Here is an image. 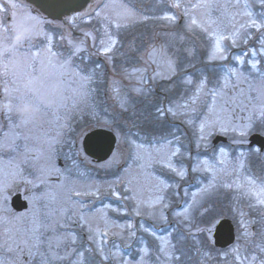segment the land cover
<instances>
[{"label": "rangeland", "instance_id": "1", "mask_svg": "<svg viewBox=\"0 0 264 264\" xmlns=\"http://www.w3.org/2000/svg\"><path fill=\"white\" fill-rule=\"evenodd\" d=\"M6 1L0 264H261L264 151L248 148L264 134L259 0L255 15L244 0H91L63 19ZM95 127L118 139L99 163L82 147ZM222 217L237 231L226 250Z\"/></svg>", "mask_w": 264, "mask_h": 264}, {"label": "water", "instance_id": "2", "mask_svg": "<svg viewBox=\"0 0 264 264\" xmlns=\"http://www.w3.org/2000/svg\"><path fill=\"white\" fill-rule=\"evenodd\" d=\"M36 5L43 13L53 19H62L65 15L83 9L89 0H28ZM227 138L217 135L213 142L226 141ZM250 145H258L264 149V135L254 132L249 137ZM116 142L115 134L108 129L96 128L88 132L83 139L85 152L97 161L105 160L112 153ZM12 206L17 210L27 207V201L17 193L12 197ZM215 243L219 246H226L235 238L234 226L230 219H222L216 226L214 233Z\"/></svg>", "mask_w": 264, "mask_h": 264}, {"label": "flooded vegetation", "instance_id": "3", "mask_svg": "<svg viewBox=\"0 0 264 264\" xmlns=\"http://www.w3.org/2000/svg\"><path fill=\"white\" fill-rule=\"evenodd\" d=\"M16 1L18 2V0H16ZM2 3L3 4L6 3V5H7L6 0H0V6L2 5ZM263 223L264 222L259 221V219L256 220V222L251 223V224H253L252 230L254 231V234L256 235V243L258 244V242H261L260 249H259V251L261 253L260 256L264 255V244L262 243V242H264V235L260 234L261 232L264 231V224ZM245 242H246V240H245Z\"/></svg>", "mask_w": 264, "mask_h": 264}, {"label": "snow or ice", "instance_id": "4", "mask_svg": "<svg viewBox=\"0 0 264 264\" xmlns=\"http://www.w3.org/2000/svg\"><path fill=\"white\" fill-rule=\"evenodd\" d=\"M262 3H264V0H261ZM9 4L11 7L15 8L16 7V4H15V0H9ZM177 7L179 6L178 4L176 5ZM14 15V14H13ZM167 18V17H166ZM195 23V21H193ZM252 24L254 27L258 26L256 25V22L255 21H252ZM23 35V33H20L19 35H17L16 39L17 40H20L21 36ZM71 56V53L69 54ZM66 63L69 67H71V60L70 59H67L66 60ZM259 115L261 117H264V104H262L259 108ZM261 203H264V201H261ZM40 239L39 237L36 238V242L33 244V247H35L37 250L39 249V246H40ZM29 255H32L31 251H29Z\"/></svg>", "mask_w": 264, "mask_h": 264}, {"label": "clouds", "instance_id": "5", "mask_svg": "<svg viewBox=\"0 0 264 264\" xmlns=\"http://www.w3.org/2000/svg\"><path fill=\"white\" fill-rule=\"evenodd\" d=\"M22 111H24V112H28V111H30L31 110V106L30 105H27V106H25L23 109H21Z\"/></svg>", "mask_w": 264, "mask_h": 264}]
</instances>
